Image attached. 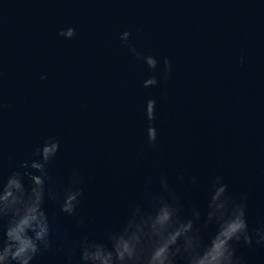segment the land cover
<instances>
[{
    "label": "water",
    "instance_id": "1",
    "mask_svg": "<svg viewBox=\"0 0 264 264\" xmlns=\"http://www.w3.org/2000/svg\"><path fill=\"white\" fill-rule=\"evenodd\" d=\"M14 173L44 181L31 264H83L81 241L110 247L162 202L207 244L222 185L238 264H264V0H0V191Z\"/></svg>",
    "mask_w": 264,
    "mask_h": 264
},
{
    "label": "clouds",
    "instance_id": "2",
    "mask_svg": "<svg viewBox=\"0 0 264 264\" xmlns=\"http://www.w3.org/2000/svg\"><path fill=\"white\" fill-rule=\"evenodd\" d=\"M51 152L52 148L43 147L41 155L45 161ZM43 167L32 163V168L38 171L42 172ZM31 179L34 184L31 193H26L19 173L10 176L0 191V220L7 219L0 242V264H31L42 247H49V224L42 209L44 181L36 175ZM225 190L226 185H222L211 198L208 221L215 218L218 229L207 244L199 229H194L192 219L181 220L174 206L162 202L154 215H140L139 219L133 216L122 232L110 235V247L81 241V261L83 264H176L179 256L186 264H238L231 242L243 239L245 244H250L251 240L244 207L230 206L226 197L221 200ZM76 200L77 194L69 193L62 211L72 214ZM195 218L199 219V213ZM260 239L264 240V235Z\"/></svg>",
    "mask_w": 264,
    "mask_h": 264
}]
</instances>
